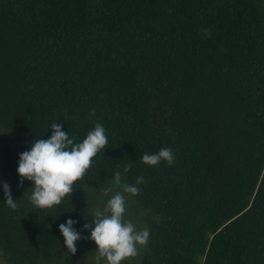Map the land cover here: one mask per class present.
<instances>
[{"label":"trees","instance_id":"obj_1","mask_svg":"<svg viewBox=\"0 0 264 264\" xmlns=\"http://www.w3.org/2000/svg\"><path fill=\"white\" fill-rule=\"evenodd\" d=\"M56 121L108 137L76 186L144 177L137 264H264V0H0V127L31 147ZM165 147L172 166L142 162ZM15 202L2 259L47 264L80 212Z\"/></svg>","mask_w":264,"mask_h":264},{"label":"clouds","instance_id":"obj_2","mask_svg":"<svg viewBox=\"0 0 264 264\" xmlns=\"http://www.w3.org/2000/svg\"><path fill=\"white\" fill-rule=\"evenodd\" d=\"M95 115V110L90 113ZM94 129L89 131L82 142L77 143L75 137L62 130L57 121L50 126L52 135L49 139L35 140L29 151L20 154L17 173L20 184L25 180L32 182L31 203L41 210H52L61 205L65 199H70L76 191V185L82 181L93 167V161L98 154L107 149L108 137L104 126L94 121ZM175 156L170 148H162L155 154L145 153L142 162L148 166H158L166 162L172 166ZM129 163L123 173L130 171ZM122 173L114 174L115 186H121ZM145 179L140 176L136 185H123V192L136 196L140 193L137 185L143 184ZM6 205L12 210L17 209L16 200L11 195L10 186L3 183ZM104 195L112 191L105 188ZM125 197L116 192L108 201L103 210L97 209L92 217L94 227L84 225L85 230L91 227L90 240L96 245L95 264H124L139 255V248L146 247L150 232L147 228L137 230L131 221L125 219ZM76 221L69 219L59 226L64 238L67 252L75 255L77 242L83 239L74 228Z\"/></svg>","mask_w":264,"mask_h":264},{"label":"rangeland","instance_id":"obj_3","mask_svg":"<svg viewBox=\"0 0 264 264\" xmlns=\"http://www.w3.org/2000/svg\"><path fill=\"white\" fill-rule=\"evenodd\" d=\"M30 146L19 145L14 143L12 138L0 127V190L3 188V183L10 186L11 194L14 195L16 201L27 199L31 196L32 182L25 180L20 184V177L17 173L19 156L25 151H29ZM76 191L70 199H65L70 211L79 213L82 218L80 222L74 224V228L83 237L77 242V251L75 255L67 252V248L63 243L58 251V255L47 262V264H95L96 245L90 240L91 227H94L92 217L97 209L103 210L107 201L116 193L120 192L125 197L126 213L125 219L134 223L137 230L147 228L145 218L148 212L140 208L128 193L123 192V184L117 187L114 180H106L103 182L86 181L80 186H75ZM111 188L112 191L108 195H104V189ZM80 209V210H79ZM88 224L91 227L85 230L84 225ZM144 251L139 248V255L124 264H137ZM0 264H6L0 254ZM103 264V262H102Z\"/></svg>","mask_w":264,"mask_h":264}]
</instances>
